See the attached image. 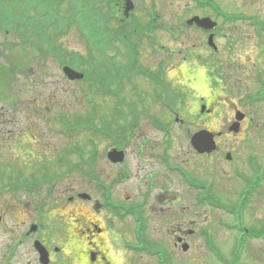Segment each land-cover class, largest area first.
<instances>
[{
  "label": "rangeland",
  "instance_id": "obj_1",
  "mask_svg": "<svg viewBox=\"0 0 264 264\" xmlns=\"http://www.w3.org/2000/svg\"><path fill=\"white\" fill-rule=\"evenodd\" d=\"M29 1L31 2L30 5L37 7L35 0ZM216 1L219 7L221 6L227 11L256 14L261 19L263 18L264 21V0ZM6 2L8 4L12 3L11 0H6ZM183 6V4L177 3L176 10L179 13L176 14V10L169 12L170 19L164 20V22H180L183 16L188 15L180 8ZM21 8L24 11L23 16L28 25L22 23L20 25L15 24V26L20 28V35H26V39L22 40L20 35L18 39V35L14 31L5 33L0 29V66L3 67L1 69L4 71L3 75H0V173L3 174L0 177V206H3L4 202L14 206L11 207L9 213L2 214V219L0 220V264L1 255L5 252L6 244L12 236L14 240V235L17 240L27 220L34 216L32 215L31 206L28 205L27 201L34 202L35 205L42 204L44 201V207L52 206L50 201L51 197L44 198V194L49 188L51 189L50 194L55 196L60 194L66 185L70 183L76 182L79 186L84 184L82 182V176L86 170V166L76 169L75 167L73 168V163L78 162L80 159H85L92 152L91 147L93 145L103 149L105 144L104 141H100L99 145L98 137L89 133L85 127L71 130L70 134L63 133L69 127L64 128L60 124L62 117L72 123L75 120V115L83 117L88 115V106L90 107L91 104H87L84 97V90L87 88L84 82H70L62 78L61 70L57 66L54 58H49L43 62L42 58L38 56L35 44L40 39V34L33 33L31 29V26H33V22L31 21L37 18V15L34 14L36 8L30 6L27 12L23 7ZM144 23L146 22L144 21ZM244 25H241L242 31L236 39L235 50L230 52L225 51L224 46L226 41L218 37L220 51L213 56L210 55V50L200 46V41L203 39V36L196 32L192 33L187 31L182 35H177L176 39H174L170 34L160 31L158 32V37L159 41L169 44L173 48L182 49V51L185 47H189L191 50L196 48L198 53H201L205 62L209 64V69H214L221 76L230 77L232 71L245 72L242 77L247 81L249 87H252L255 84L251 78L249 79L248 72L246 71H251V69L256 67L255 65H250V63L264 61V40L254 39L250 35V29H246ZM52 30V27H49L47 33L53 34ZM228 33L233 35L230 30H228ZM61 34L55 37V41L58 40L62 49L65 48L64 51H76L85 58L88 56V43H86L76 26L70 28L67 34L63 36ZM19 40L21 47L17 44ZM154 51L147 41L141 43L138 53L142 64L139 62L138 64L146 69L147 66H154L155 68V65L160 69L161 66H158L159 62L164 64L165 70H168L174 62L173 55L165 51L161 53H155ZM250 53L254 54L253 57H259L258 60L242 61L247 63V65L243 63L229 64L233 59L232 56L250 57ZM176 56L180 57L182 53L176 54ZM5 73L9 76V79L4 75ZM141 78L142 76L138 75L134 83L149 89L150 87L146 86ZM225 83L233 89L230 81L225 80ZM244 87H241L242 91H244ZM211 92L213 95H218V92L215 90ZM221 95L224 96L225 94L221 93ZM93 96H95L94 100L97 102L96 107L100 118L110 117L113 100L111 98L104 99L98 97L97 94H93ZM231 99L236 103L239 102L237 90L233 92ZM240 105L238 103L236 108H242V105ZM254 111L260 114L262 109L258 107ZM220 112L222 116L228 117L230 115L225 107ZM94 125L101 126L98 118H95ZM239 129L234 136L236 140L241 141L245 138L246 131L242 124ZM134 136L139 135L136 134ZM258 136L261 142L258 149L264 157V135ZM229 139L230 137L226 135L221 140L227 143ZM92 142H95V144H92ZM69 144L71 145L70 147ZM179 144H175V147L182 146L185 142L182 141ZM245 148L247 149L246 152L256 153L252 149V143L247 144ZM64 150L67 151L64 152ZM61 153H64L65 161L57 162L56 156ZM33 160L38 163L37 169L33 165ZM65 163H68L67 166H72V171L64 167ZM230 165L233 168H245V159L244 157H240L238 160L230 162ZM42 167H45V174L43 175L52 176V180L43 184L39 189H35L34 193L38 192V194L34 197L26 198V192L22 188L16 192L12 187H7V184L15 181L16 178L19 181L25 180L19 179V174L16 175L17 173H20V178H27V175L31 171L41 174ZM196 173L199 175L198 177L212 181L215 184L219 199L231 204L234 203L238 195V186L233 184L234 181L231 179L233 178L232 175L229 174L230 178L221 176L217 167L211 166L208 163L204 164L200 169H197ZM12 177H14V180H12ZM85 187L86 185L81 188L84 189ZM261 200L264 201V196ZM253 209L256 208L254 207ZM245 210L247 213L248 207ZM258 210L259 212L251 210V214L246 216V221L249 223L248 226L254 229H258L260 225L264 224V207L262 206ZM53 213L59 215L60 211L54 209L50 211L48 216H52ZM209 227L212 233L210 238L214 243L215 249L221 255L222 261L217 259L216 253L215 256H210L205 250L198 249L197 244L202 241H195L192 253L184 257L183 260L176 259L177 257L179 258V255L173 253L175 255L174 259L176 260L175 264H199V262L201 264H217V261L220 264H240V253H237L236 257L232 259L235 250L238 251L237 248H234L235 237L233 232L227 229L228 234L225 235L214 223H211ZM54 237L59 240L56 234ZM238 246L241 251L244 250L242 261L250 262L251 264H264L263 244L259 242H241ZM28 247L29 245L26 241L22 243L16 242V253L11 264H38L37 259L34 258V253L29 251ZM3 257L5 258V255ZM142 264H154V261L143 258Z\"/></svg>",
  "mask_w": 264,
  "mask_h": 264
},
{
  "label": "flooded vegetation",
  "instance_id": "obj_2",
  "mask_svg": "<svg viewBox=\"0 0 264 264\" xmlns=\"http://www.w3.org/2000/svg\"><path fill=\"white\" fill-rule=\"evenodd\" d=\"M194 118V124L205 127L202 111L196 112ZM231 123L238 125L234 119ZM182 129L187 140L178 147H175L174 127L153 132L154 135H144L148 131L145 130L139 136L121 138V146L116 147L124 151L121 162L110 161L106 152L105 158L95 160L90 152L86 184H82L86 187L82 189L75 182L64 188V218L57 219L59 240L49 233L40 238L43 229H35V240L40 239L47 250V264H142L143 258L154 264H174L173 253L180 258L192 249L193 242L211 234L209 225L220 224L222 216L208 205L206 185H212L217 198L218 193L215 184L198 177L196 170L208 163L216 166L221 176L228 177L226 170L232 167L230 162L234 158L224 161L221 152L234 150L233 143L221 141L222 133L218 131L214 149L200 152L190 143V131L186 127ZM262 173L263 181L258 184L257 192L253 187L248 191V212L245 210L241 218L246 219L251 210L259 212L264 207L261 200L264 169ZM84 192L86 196H80ZM60 197L61 194L57 196L58 204L63 199ZM8 211L9 208L0 209L2 213ZM70 226L72 233L68 232ZM246 235L248 242L264 245V224L258 229L249 227ZM182 245L187 246L186 251ZM65 248L69 249L67 253ZM12 261V250L6 249L1 255V264Z\"/></svg>",
  "mask_w": 264,
  "mask_h": 264
},
{
  "label": "clouds",
  "instance_id": "obj_3",
  "mask_svg": "<svg viewBox=\"0 0 264 264\" xmlns=\"http://www.w3.org/2000/svg\"><path fill=\"white\" fill-rule=\"evenodd\" d=\"M181 74V77L178 79V83L180 84H188V86L192 89H194V94L192 98H189L187 101V112L190 115H195L198 111V101L196 98L200 96L208 97L209 101L213 98V93L211 92V89L209 88V80L206 75V68L202 66H197L192 69L191 74H189L188 65L187 64H181L179 69H173L168 73V76L171 78L173 76H177V73ZM193 77H195V80H193ZM189 81H192L189 83ZM209 127L217 128L215 120H213L212 124L209 125ZM69 251L68 248H65V252L67 253Z\"/></svg>",
  "mask_w": 264,
  "mask_h": 264
}]
</instances>
